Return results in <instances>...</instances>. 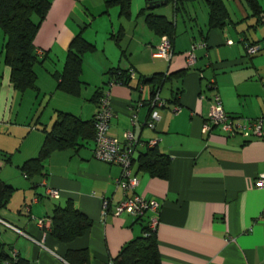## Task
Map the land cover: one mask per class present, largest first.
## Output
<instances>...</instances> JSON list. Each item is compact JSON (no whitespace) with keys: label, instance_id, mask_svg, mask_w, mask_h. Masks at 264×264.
I'll use <instances>...</instances> for the list:
<instances>
[{"label":"crops","instance_id":"crops-1","mask_svg":"<svg viewBox=\"0 0 264 264\" xmlns=\"http://www.w3.org/2000/svg\"><path fill=\"white\" fill-rule=\"evenodd\" d=\"M48 1L33 41L36 54L45 57L43 66L35 68L36 86L50 101L61 94L65 102L53 108L50 122L41 123L43 138L35 139V91L14 90L0 31V182L14 190L0 206L5 252L14 250L27 264H72L67 252L85 250L88 264H104L157 216L161 264H264V190L253 185L264 172V140L227 136L220 128L203 132L215 96L224 112L241 124L264 118V0L258 1L263 10L258 26L241 0H222L231 24L211 30L202 0L185 3L178 12L171 2L150 7L149 0H130L127 10L107 5L114 0ZM149 16H163L174 24L168 61L153 57L162 37L149 28ZM80 32L95 50L83 56L82 84L79 94L71 96L56 89L53 74L61 72L68 47ZM198 43L205 47L194 50V62L188 65L187 53ZM249 44L258 49L256 54H247ZM128 70L136 75L129 83L106 85L110 71ZM155 75L166 77L160 88L139 80ZM97 91L108 92L113 113L108 135L121 144L127 133L132 137L135 189L125 193L118 183L120 167L94 158L93 140L53 151L40 174L22 173L23 163L37 157L55 112L91 121L98 109L93 100ZM156 94L164 106L157 109L159 118L150 128V101ZM149 146L170 158L166 179L141 168L139 158ZM48 189L58 197H50ZM134 196L156 202L157 213L148 212L144 221L116 214ZM68 201L92 225L83 235L62 242L49 231L43 233L37 222L50 221L55 207Z\"/></svg>","mask_w":264,"mask_h":264},{"label":"trees","instance_id":"trees-1","mask_svg":"<svg viewBox=\"0 0 264 264\" xmlns=\"http://www.w3.org/2000/svg\"><path fill=\"white\" fill-rule=\"evenodd\" d=\"M157 1L159 0H149L148 3L154 6L158 4ZM165 1L171 2L174 11L178 12L183 4L197 0ZM202 1L208 10V30L222 29L231 24L229 13L222 0ZM241 1L250 12L249 18H255V25H260L262 23L261 16L263 10L259 5V0ZM129 3L130 0H114L107 3V5H119L123 10H127ZM49 7L50 2L48 0H0V31L5 38L3 58L5 65L10 69V82L14 90L20 94L28 90L38 92L35 68L43 66L45 57L40 58L36 54L33 41ZM146 23L158 36H166L172 42L175 35L173 22L168 21L163 16H149L146 19ZM253 44H249L247 49L254 47ZM94 50L95 47L83 38L81 32L74 37L68 47L61 72L53 74L57 79V90L71 96L79 94L82 84L80 75L83 56ZM130 71H110V79L106 85H109L110 82H114L115 84L129 83L132 80L130 78ZM139 80L143 83H153L160 88L166 81V77L164 75H155L144 80L139 78ZM102 93V91H97L93 97V100L98 105V109ZM55 113L56 119L51 130L45 133L37 157L26 161L19 169L27 177L40 174L44 162L53 151L75 148L79 145L78 140L94 141L95 116L91 121L83 122L68 113L60 111H56ZM139 160L141 168L146 170L150 176L160 179L167 178L170 158L166 155H161L155 146L149 147L146 155H141ZM6 162H10L9 157H6ZM13 191L10 186L0 182V206L6 205ZM146 217L147 213H144L142 216L136 218V220L144 221ZM149 221H146V225L142 227V234L140 236L127 242L115 257L110 258L114 264H161L155 234L156 229L150 227ZM91 225L92 221L82 215L71 201H68L64 207L56 206L52 211L49 233L59 241L70 242L83 235L90 229ZM66 257L72 264H88V255L85 250L69 251ZM6 260L10 261L11 264H27L25 260H22L18 256L14 259L0 245V264Z\"/></svg>","mask_w":264,"mask_h":264},{"label":"built area","instance_id":"built-area-1","mask_svg":"<svg viewBox=\"0 0 264 264\" xmlns=\"http://www.w3.org/2000/svg\"><path fill=\"white\" fill-rule=\"evenodd\" d=\"M230 45L231 42H228ZM204 43L193 44L190 52L187 53V64L191 65L194 62L193 52L196 49L204 48ZM256 47H249L247 53L254 55L257 53ZM153 57L170 60L172 57V46L169 38L162 37L159 45L156 48V52ZM136 77L134 71H130V78ZM114 82H110L109 86L114 85ZM108 92L104 91L99 101V109L96 112L94 118L95 136L93 146V156L96 160L106 164L117 165L121 169V175L118 183L122 186L123 191H133L138 184V179L132 175V162H133V141L129 133L125 135L126 142L121 144L117 139L108 135L109 121L113 117V113L110 109L109 100L107 98ZM164 106L158 95H154L150 101L151 114L147 125L153 128V124L158 120V108ZM135 116H131V120L134 121ZM213 128H220L227 136L242 135L243 137H254L264 140V118H257L255 120L245 121L243 124L236 121L235 118L227 115L223 108L218 96L214 97L213 105L210 109L208 119L203 127V132L208 133ZM150 147V146H149ZM254 188L264 190V172L255 179ZM47 194L50 197H58V193L55 190L48 189ZM104 211L108 207V202H103ZM158 210V204L153 201H147L141 197L134 196L132 198L127 197L117 208L116 214L127 213L135 218L142 216L144 213L156 214ZM7 227L15 229L7 222L1 221ZM158 222L157 216L150 219L149 225L152 229L156 228ZM40 229L45 233L50 229L49 220H40L37 222ZM37 244H41L40 241H36ZM11 256L16 259L17 254L13 250ZM2 264H11L10 261H3ZM104 264H114L112 259H108Z\"/></svg>","mask_w":264,"mask_h":264},{"label":"rangeland","instance_id":"rangeland-1","mask_svg":"<svg viewBox=\"0 0 264 264\" xmlns=\"http://www.w3.org/2000/svg\"><path fill=\"white\" fill-rule=\"evenodd\" d=\"M160 9H163V8L161 7ZM197 11L199 15L201 16V10L199 9V7L197 8ZM166 86L168 87V85ZM60 96L62 95L58 94V97H56L53 101H50L49 95L45 97L43 93L35 91V139L37 136H40V135L43 138V135H42L43 125H41V123L44 124L45 122H50L49 117H50V114L53 113L54 111L53 108H56L57 106H61L60 105L61 102L62 103L65 102L64 100H61L59 98Z\"/></svg>","mask_w":264,"mask_h":264},{"label":"water","instance_id":"water-1","mask_svg":"<svg viewBox=\"0 0 264 264\" xmlns=\"http://www.w3.org/2000/svg\"><path fill=\"white\" fill-rule=\"evenodd\" d=\"M157 2H158V4H156L154 6H161V5H166L167 4V2L165 0H159ZM150 7H153V5H151V3H150Z\"/></svg>","mask_w":264,"mask_h":264}]
</instances>
